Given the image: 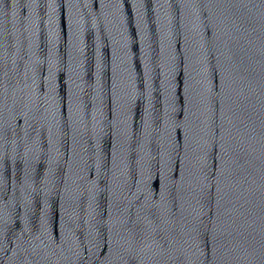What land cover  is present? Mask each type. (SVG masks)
Instances as JSON below:
<instances>
[{"label": "water", "instance_id": "1", "mask_svg": "<svg viewBox=\"0 0 264 264\" xmlns=\"http://www.w3.org/2000/svg\"><path fill=\"white\" fill-rule=\"evenodd\" d=\"M0 264H264V0H0Z\"/></svg>", "mask_w": 264, "mask_h": 264}]
</instances>
